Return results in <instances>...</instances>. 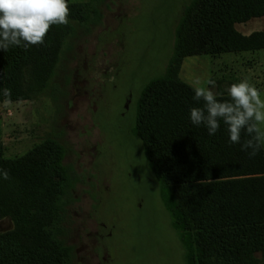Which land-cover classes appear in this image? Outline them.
Listing matches in <instances>:
<instances>
[{
	"label": "rangeland",
	"instance_id": "obj_1",
	"mask_svg": "<svg viewBox=\"0 0 264 264\" xmlns=\"http://www.w3.org/2000/svg\"><path fill=\"white\" fill-rule=\"evenodd\" d=\"M186 1L68 0L76 12L68 18L45 87L30 97L1 93L4 157L48 138L63 148L66 177L36 205L42 227L70 245L66 264H185L158 183L130 128L141 86L163 72L171 55ZM236 29L264 30V16L237 22ZM182 52L173 65L186 84L211 78L217 92L247 79L264 98V48ZM10 54V48L0 49L2 90L11 80ZM261 148L264 156V143ZM21 210L26 222L27 206ZM15 219L0 216V233L14 229Z\"/></svg>",
	"mask_w": 264,
	"mask_h": 264
},
{
	"label": "trees",
	"instance_id": "obj_2",
	"mask_svg": "<svg viewBox=\"0 0 264 264\" xmlns=\"http://www.w3.org/2000/svg\"><path fill=\"white\" fill-rule=\"evenodd\" d=\"M68 7L71 19L76 11L72 4ZM262 14L264 0H187L163 72L149 78L135 99L130 131L140 140L158 183L185 264H212L210 259L264 264L262 148L250 157L251 149L242 145L251 137L242 130L240 142L232 143L222 119L214 135L204 124H192L190 109L203 108L204 102L194 99V87L178 78L173 65L182 49L218 54L264 48V30L243 34L234 27ZM67 25H52L42 44L9 47L11 98L30 97L45 87ZM217 93L218 100L230 99L227 91ZM62 153L60 143L48 138L7 158L0 141V168L9 174V179H0V216L16 218L14 229L0 233V264H66L70 245L42 227L36 205L66 177ZM26 206L27 221L22 222L20 212Z\"/></svg>",
	"mask_w": 264,
	"mask_h": 264
},
{
	"label": "clouds",
	"instance_id": "obj_3",
	"mask_svg": "<svg viewBox=\"0 0 264 264\" xmlns=\"http://www.w3.org/2000/svg\"><path fill=\"white\" fill-rule=\"evenodd\" d=\"M68 0H0V49L7 51L10 46L42 44L51 26L68 24ZM215 81L207 79L202 85L195 81L194 99L203 101L204 106L190 109V121L194 125L204 124L208 134L214 135L222 119L228 126L232 143H239L241 131L251 137L242 148L251 149L250 157L257 155L264 143V98L261 92L247 79L232 83L228 89L229 100H218L213 91ZM8 98L10 89H3ZM0 179H9L7 170L0 168Z\"/></svg>",
	"mask_w": 264,
	"mask_h": 264
},
{
	"label": "crops",
	"instance_id": "obj_4",
	"mask_svg": "<svg viewBox=\"0 0 264 264\" xmlns=\"http://www.w3.org/2000/svg\"><path fill=\"white\" fill-rule=\"evenodd\" d=\"M260 16H264V14L260 15ZM255 17V16H254ZM258 17V16H256ZM251 18V17H250ZM249 19V18H248ZM246 21V20H245ZM244 22V21H243ZM237 23V22H236ZM236 23H234V27L236 28ZM242 33V32H241ZM243 34H246V33H243Z\"/></svg>",
	"mask_w": 264,
	"mask_h": 264
}]
</instances>
